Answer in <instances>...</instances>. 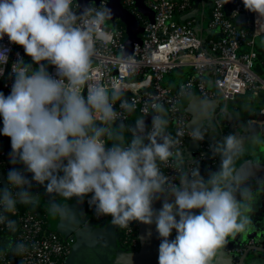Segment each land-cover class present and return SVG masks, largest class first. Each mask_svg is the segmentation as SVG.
Returning <instances> with one entry per match:
<instances>
[{"label": "clouds", "instance_id": "1", "mask_svg": "<svg viewBox=\"0 0 264 264\" xmlns=\"http://www.w3.org/2000/svg\"><path fill=\"white\" fill-rule=\"evenodd\" d=\"M72 3L0 0V39L7 35L40 65L32 70L18 61L13 65L16 78L11 94L0 93L2 134L11 138V162L22 163L24 171L32 174L29 180L22 171L9 170L7 184L0 188V224L15 231V221L3 213L14 211L17 203H35L37 198L29 191L35 181L48 194L65 199L82 201L93 194L90 206L98 215L111 216L113 226L155 223L161 240L158 264H211L227 238L252 223L251 191L243 188L241 200L235 195L247 179L235 167L243 152L242 140L228 134L214 145L221 167L205 182L198 167L191 169V180L181 170L184 157L176 147L179 141L166 132L168 120L161 104L151 105L155 114L147 132L143 117L135 126L116 125L120 114L114 106L123 92L87 83L95 52L90 42L112 18V9L82 6L78 15ZM243 4L264 17V0H243ZM42 61L55 66L59 78L50 75ZM6 62L0 52V63ZM120 107L130 113L135 101L124 98ZM125 131L132 133L130 143ZM190 136L202 141L205 133L194 128ZM106 139L112 141L111 147H106ZM169 161L179 170L181 186L161 171L160 165ZM13 188L18 189L14 194ZM169 194L174 202L165 199L162 208L154 210V199ZM173 229L176 236L170 240ZM23 250V244L16 245L17 254Z\"/></svg>", "mask_w": 264, "mask_h": 264}, {"label": "built area", "instance_id": "2", "mask_svg": "<svg viewBox=\"0 0 264 264\" xmlns=\"http://www.w3.org/2000/svg\"><path fill=\"white\" fill-rule=\"evenodd\" d=\"M196 1L198 9L194 10V0H146L154 13L153 18L145 21L142 40L134 43L131 53L125 52L123 30L107 28L106 23L101 25L90 42L95 52L87 82L100 84L109 92L113 89L130 92L128 97L123 95L120 100H134L135 109L129 113L120 107V100H117L114 107L120 114V120L116 121V125L121 122L126 125L135 114L150 116L152 119L155 113L151 105L161 104L171 134L179 141L176 147L184 157L181 170L189 177L195 166L186 154L190 153L188 141L194 140L190 136L192 129L188 126L191 116L181 105L183 97L198 92L206 100L219 101L220 115L216 122L222 128L226 124L222 120V107L225 108L228 101L240 95L264 93V73L260 75L254 70L257 59L256 40L264 36V17L251 12L249 30L235 22L236 17L247 10L242 2L227 9L225 0ZM107 4L108 0H100L92 8ZM72 9L79 15L81 0H73ZM190 10H194V13L188 19L182 22L176 20L178 14ZM84 25L87 26L86 20ZM0 52L7 57L6 63H0V86L7 97L11 94L16 78L13 65L20 60L25 64L26 60L32 58L22 46L10 42L7 35L0 39ZM262 63L264 67V60ZM49 65V74L59 78L56 67ZM177 67H188L193 73L174 91L166 85L165 80ZM86 90L87 85L82 89L83 95L87 94ZM252 122L260 127L264 135V104ZM151 125L152 120L147 131ZM201 130L205 136L202 141H197L200 158L215 160L213 147L216 143L213 142L216 141L209 139L211 128L205 126ZM111 146L106 142V147ZM9 157L0 138V169ZM160 167L170 182L181 186L180 173L174 161L161 164ZM91 207L93 217L90 221L98 226H106L110 216L98 215L95 206ZM19 220V238L24 245L20 264H66L72 252L70 239L46 228L45 222L31 212L22 213ZM135 223L131 222L129 228H120L126 237L125 241L131 239L133 248L138 245V235H133L137 229ZM240 252L243 253L242 250Z\"/></svg>", "mask_w": 264, "mask_h": 264}, {"label": "crops", "instance_id": "3", "mask_svg": "<svg viewBox=\"0 0 264 264\" xmlns=\"http://www.w3.org/2000/svg\"><path fill=\"white\" fill-rule=\"evenodd\" d=\"M140 1L142 2L141 7L138 5V0H108L107 7L112 9L113 16L110 20L106 21V25L112 29L124 30L126 53H131L134 43L142 40L144 23L146 20L153 18L154 13L148 6L146 0ZM83 2L84 0H81V9L83 4H85ZM99 2L100 0H88V8H91V5H98ZM239 2V0H228L226 7L229 9ZM193 6L194 10L198 9L196 0H194ZM194 10L189 11L190 15H193ZM33 63L36 64L35 62ZM41 63L45 64V61ZM185 68L190 69L188 67ZM184 80L185 77L179 81H172L171 77L167 76L165 83L168 87L176 90ZM0 93H3L1 88ZM198 95H200L198 92H192L183 97L181 101L183 109L191 116L188 126L192 130L194 128L202 129L205 126H210L209 139L212 142L214 140L216 141L213 144L221 141L228 134L237 135L242 140L243 152L236 159L235 167L241 176L247 177V179L241 186V189L236 191L235 195L237 200H241V190L247 188L251 191L252 196V210L249 213L252 223L245 231L237 233L234 237L229 236L227 243L217 250L216 254L211 258V264H241V256L243 253L240 250L243 252L250 250L245 264H264V135L260 127L252 122L264 104V93L257 92L240 95L234 100L225 102L226 104L223 103L226 106L225 108L224 106L222 107L223 118L220 117L226 124L222 128L216 122V119L220 115L218 111L219 101L206 100L200 95L205 100L203 103L197 98ZM140 117L143 116L138 114L132 116L133 126H135V121ZM0 118L3 121L2 116ZM213 118L214 121L211 123ZM143 119L147 132L148 119L145 117ZM168 129L167 126L166 132L171 134L172 131ZM125 133L132 135L128 131H125ZM188 149L190 153L186 154V157L194 163L195 168L198 167L199 175L205 182H207L210 174L219 172L221 167L220 156L215 155V160L213 158L209 160L202 159L200 158V149L198 147L194 150L193 146H190L188 143ZM189 179L191 180L193 178L189 177ZM6 184L7 180L3 178L1 188L5 187ZM167 196L169 202H174V196L170 194ZM85 201L86 196L82 201L76 198V214L73 215V218L79 220L80 218L86 219L87 209ZM192 211L195 214H199V210L197 209H193ZM177 219L179 218L177 217ZM85 222L91 223L90 220H85ZM49 223H51L50 219ZM115 230L116 241H118L120 235L116 226ZM137 233L138 245L135 249L128 247L135 251H126V247L121 245L118 246V251L114 250L111 244H108V241H112L114 236L111 232L106 231L103 233L104 238H102L107 241L102 239L101 242L100 238H98L89 241L86 239L85 242L93 246L99 241L101 243L99 245L101 250H95L98 246L93 249L89 245H74L66 264H158L159 245L161 242L160 237H157L158 232L150 225L137 221ZM175 236L176 231L173 229L169 239H175ZM93 238H96L95 235H93ZM0 247H5L8 250L6 254L9 256L12 264L21 263L20 257L16 254L11 236L1 235ZM244 248L245 250H243Z\"/></svg>", "mask_w": 264, "mask_h": 264}, {"label": "trees", "instance_id": "4", "mask_svg": "<svg viewBox=\"0 0 264 264\" xmlns=\"http://www.w3.org/2000/svg\"><path fill=\"white\" fill-rule=\"evenodd\" d=\"M92 7H93V5H91V8ZM190 16L191 15H190V13L188 11V12L183 13V14H178L177 17H176V20L182 22V21L188 19ZM244 27L250 30V25L249 24H245ZM121 30H123V29H121ZM259 39L261 41L262 39H264V36H261V37L257 38V40H259ZM123 40H124V30H123ZM260 41L259 42L257 41V47H256L257 59H256V62H255L254 70L258 74L262 75L264 73V67H263V63H262L263 60H264V41H261V42ZM25 64L26 65H31L32 70H37L39 68V66L34 64L31 59L26 60ZM44 65L46 66L47 71L49 73L50 72V65L48 64L47 61H45ZM192 73H193L192 69H187L185 67H177V68L173 69L172 72L168 74V76L171 77L172 81H179L183 77H185V79L188 78ZM166 79H167V77H166ZM0 88H1V90H3L1 86H0ZM177 89L174 90V91H177ZM143 117L148 119V126H149V124L151 123V120H152L151 117L150 116H143ZM165 118L167 119L166 115H165ZM133 125H134V123L132 122V117H131L130 120H128L126 122V126L131 127ZM168 128L171 130L169 124H168ZM147 130H148V127H147ZM224 134H225V131H224ZM7 139L9 141V143H10V146H11V138L7 137ZM6 149L8 150V152L10 154V157L5 160L6 164L2 167V169H0V173L2 174V179L5 178L7 180V174L9 172V170L15 168L17 170H20V171L24 172V175L29 180H31L32 174L29 173V172H25L24 171V165L22 163L17 162L15 164H13L11 162L12 148L9 147V148H6ZM0 187H1V185H0ZM12 191H13V194H14L15 192L18 191V189L13 188ZM29 191L37 198L35 203H17L16 206H15L14 211L4 213V215H6L9 220L15 221V231L9 230L6 227L5 224H0V236L1 235L11 236L13 238L14 247H16V245H18V244H22V241L19 238V233H20V220H19V217H20V215L22 213L27 212V211L35 214L38 218L42 219L45 222L44 226L46 228H49L50 230H54L57 233H59V231L53 229L51 224L49 223V216L47 215V213H48L47 209L45 207H43L42 205H40V203L38 201L39 196L42 195V193H44V191H46L45 186L38 185L35 181H32V188ZM90 199H91V193L86 195V201H85L86 202V209H87L86 210L87 211L86 212V217L89 220H91V218L93 217V209H92V207L89 204V200ZM135 222H136L135 224L137 225V221H135ZM116 228H117V230L119 232V235H120L119 236V240L121 242V245L124 246V247L133 248L132 243H131V239H129V241L128 240L125 241L126 237H125L124 233H122V231H120L119 227H116ZM137 234L138 233H137V229H136V234L134 232L133 235L135 236ZM59 235H60V233H59ZM7 251L8 250L5 247H0V264H12L10 259H9V256L6 254ZM21 255H22V252L17 254L18 257H21Z\"/></svg>", "mask_w": 264, "mask_h": 264}, {"label": "water", "instance_id": "5", "mask_svg": "<svg viewBox=\"0 0 264 264\" xmlns=\"http://www.w3.org/2000/svg\"><path fill=\"white\" fill-rule=\"evenodd\" d=\"M138 1H139L138 5L141 7L142 6V2L140 0H138ZM239 1L243 3V0H239ZM250 20H251V11L245 10L239 16L236 17L235 22H236V24L241 26V25L248 24L250 22ZM107 28H111V27L107 26ZM123 94H124V96L128 97L130 92L129 91H123ZM84 96L86 97L85 94H84ZM197 98L200 101H202L203 103L205 102V100L200 95H198ZM2 129H3V121L0 118V138L3 141L5 147L9 148L10 147V143H9V141L7 139V136L2 134ZM124 136H125L126 142L130 143L131 139H132V135L124 133ZM106 142H107V144L112 145V141H109V140L106 139ZM145 143H147V141H145ZM188 143L190 144V146H193L194 150H196V148L199 147V142H197V141L194 142V141H190L189 140ZM41 197H42V195L39 196V198H41ZM167 197L168 196L160 195L158 198L154 199L153 205H152L153 209L156 210V211H159L162 208V205H163L165 199L168 200ZM54 203H56V202H54ZM63 203L64 202L62 201V204ZM57 206H58V204H57ZM111 219L112 218L110 216L107 225L104 226V227H97V228L96 227H91L92 225L90 223H87L85 226L82 227V229L88 230V229L91 228V231L89 230L91 232V234L95 235L96 239L100 238L101 242H102V239H103L102 237L104 236V234H102V233H105L106 231L111 232L113 234L114 238L108 244L109 245L111 244L112 248L114 250L118 251V245H117L116 233H115L116 230H115V226H113L112 223H111ZM81 220L83 222L85 221V219H81ZM51 226H52V228H55L56 230L58 229L57 231H60L64 235H65V233L72 231L69 228H62V227H59V225L56 226V225H53L52 223H51ZM88 226H90V227L88 228ZM150 226L153 227V229L155 231H157L155 223H152ZM99 233H101V234H99ZM157 237H159V234H157ZM104 241H107V240H104ZM85 242H86V239L81 238L80 236H78L77 238H75V240H73L72 244H73V246L74 245H79V244H83V245H86V246L89 245V244H87ZM99 245H101V243L98 241L95 245H93V246L89 245V246L93 247V249H94V247L99 246ZM249 252H250V250H247L246 252L245 251L243 252V255L241 256V264H245V260L247 258V255L249 254Z\"/></svg>", "mask_w": 264, "mask_h": 264}, {"label": "flooded vegetation", "instance_id": "6", "mask_svg": "<svg viewBox=\"0 0 264 264\" xmlns=\"http://www.w3.org/2000/svg\"><path fill=\"white\" fill-rule=\"evenodd\" d=\"M45 197L47 198V200L45 198H39L38 201H39L40 205H42L43 207H45L47 209L48 214H49V219L51 217L55 218L58 220L57 222L60 224L59 227L67 226V228L72 230L70 232L65 233V235L59 231V233L63 236V238L70 239V241L72 243H73V240H75V238H77L78 236H80L81 238L87 239V241L96 239V238H93V235L90 232L91 228L88 230L82 229V227L87 224L85 221L83 222L81 220L82 218H80V220L77 218L76 219L73 218L74 217L73 215L76 214V211H75V209H76V205H75L76 198L75 197H73L71 199H65V198H63L59 195H56V194H49V195L45 194ZM62 201L64 202L63 204H62ZM54 202H56V203H54ZM53 204L55 205V208H56L55 212H53ZM57 204H58V206H57ZM67 207L72 208V209L69 210V208H68V210H67ZM85 220H89V219H87V217H86ZM90 224L92 225L91 227L98 226V225H94L92 223V221ZM89 227L90 226H88V228ZM99 234H101V233H99ZM103 238H104V236H103ZM108 242L110 243V241H108ZM117 244H118V246L121 245L119 238H118ZM72 247H73V244H72ZM133 249H135V248H133ZM133 249H129L128 247H126V251H129V250L135 251ZM72 250H73V248H72ZM95 250L96 251L101 250L100 246H98V248H96Z\"/></svg>", "mask_w": 264, "mask_h": 264}, {"label": "rangeland", "instance_id": "7", "mask_svg": "<svg viewBox=\"0 0 264 264\" xmlns=\"http://www.w3.org/2000/svg\"><path fill=\"white\" fill-rule=\"evenodd\" d=\"M83 1V0H82ZM83 3H85V4H83V6H86V7H88V0H84V2ZM82 10V9H81ZM258 42L260 41V39L259 40H257ZM261 41H264V39H262ZM260 41V42H261ZM214 121V118L212 119V121H211V123ZM45 194H47V195H49L46 191H44V193H42V197L41 198H45L46 200H47V198L45 197ZM77 204V203H76ZM68 208L69 207H67V210H68ZM72 208H69V210H71ZM48 212V211H47ZM47 215L49 216V214L47 213ZM50 221H51V223L53 224V225H60L57 221V219H55V218H50ZM62 221V220H61ZM50 223V224H51ZM62 228H67V226H64V227H62ZM58 230V229H57Z\"/></svg>", "mask_w": 264, "mask_h": 264}]
</instances>
